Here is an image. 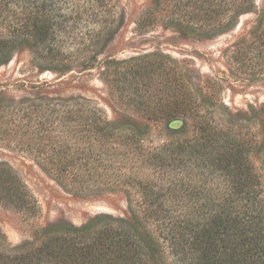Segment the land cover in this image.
Returning <instances> with one entry per match:
<instances>
[{"label":"trees","instance_id":"1","mask_svg":"<svg viewBox=\"0 0 264 264\" xmlns=\"http://www.w3.org/2000/svg\"><path fill=\"white\" fill-rule=\"evenodd\" d=\"M8 1L0 0V66L23 48L39 71L88 69L124 21L115 0H11L32 4L20 12ZM162 12L199 40L254 13L230 60L264 64V6L255 9L254 0H153L135 22L141 35ZM97 65L130 115L111 122L83 98L23 108L35 126L25 150L67 193L85 200L119 194L125 209L80 225L36 227L17 245L0 230V264H264V104L233 114L219 100L218 80L203 82L159 52L104 56ZM0 201L27 220L38 212L5 164Z\"/></svg>","mask_w":264,"mask_h":264},{"label":"rangeland","instance_id":"2","mask_svg":"<svg viewBox=\"0 0 264 264\" xmlns=\"http://www.w3.org/2000/svg\"><path fill=\"white\" fill-rule=\"evenodd\" d=\"M8 2L17 12L22 10V6L32 5L21 1ZM115 2L122 8L124 21L94 66L76 68L68 73L39 71L29 51L23 48L7 65L0 66V165L10 167L21 179L36 201L38 210L34 218L27 220L0 201V230L11 245L24 241L36 227L66 221L80 225L96 213L122 214L125 209V202L119 194L109 199L85 200L67 193L52 175L37 164L32 152L25 150L29 141V145H33L35 126L30 124L33 123L31 118L23 117V108L30 110L55 98H83L101 110L111 122L122 121L124 114L130 115L113 100L111 89L101 77L102 69L97 64L104 56L118 60L159 52L175 59L203 82L218 80L221 85L217 93L219 100L233 114L251 112L264 104V64L254 68V63L247 60L246 66L238 67L230 60L231 45L241 40L252 26L254 13L241 16L232 31L199 40L172 24L164 12L158 13L157 21L149 32L141 35L135 22L141 10L151 7L153 0ZM254 6L255 9L263 7L264 0H254ZM252 67L258 73L255 76L250 75ZM250 128L262 132L257 122L251 123ZM256 166L261 168L259 161ZM260 174L264 185V170Z\"/></svg>","mask_w":264,"mask_h":264}]
</instances>
